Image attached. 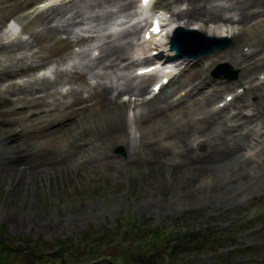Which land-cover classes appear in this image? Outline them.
Masks as SVG:
<instances>
[{
	"label": "rangeland",
	"instance_id": "374dc122",
	"mask_svg": "<svg viewBox=\"0 0 264 264\" xmlns=\"http://www.w3.org/2000/svg\"><path fill=\"white\" fill-rule=\"evenodd\" d=\"M34 1L0 0V7L2 4L4 7L1 9L6 10L8 3H23V8ZM185 1L171 2L175 8V20L186 21L182 13L188 6ZM238 1L210 0L207 4L211 7H222L219 13L228 17L207 22L205 25L227 33L231 37L230 45L222 48L225 50L215 53L211 51L209 55L204 54V57L200 58L203 64L206 63L203 70H208L205 74L209 79H203L207 80L206 84L209 80L218 83L234 82L228 89H224L221 84L210 82L209 88L214 84L212 89H222V95L235 89L237 85L247 84L242 81L244 78H240L242 59L248 58L250 53L254 54L255 59L264 55V48L256 47V44H264V36L257 35L260 39L257 36L256 39L252 37L250 42H253L254 50L242 52L238 49L244 44L238 41L240 35L250 39L247 27L254 24L251 20L244 25L240 24L237 19L240 13L234 8ZM128 2L132 4V0H71L67 4L48 8L41 16L31 18L32 21H23L21 37L16 41L5 44L0 36V76L20 67L28 70L25 75H6L7 80L4 79V82L12 86L8 87L11 91L1 93V97L7 99V105L2 104L0 110L11 109L7 106L17 97H44L45 101L53 104H70L74 96L72 94H77L83 95L85 99L72 105L74 108L86 103L92 104L94 99L89 98L85 81L95 77L97 84L95 83L94 87L101 90L105 86L108 89V97L113 99L116 96L119 99L121 93L128 94L129 98L122 102L126 104L125 110L130 112L129 117L126 115L129 144L119 143L111 148V153L109 152V157L118 159V168L73 165L66 170L68 159L66 156L61 157V146L56 147L55 143L48 146L39 142L40 144L35 145L29 141L30 148L15 162L13 161L16 158L11 154H0V170L10 166L17 171L25 170L31 163L39 168L33 186H27V183L12 179L6 172H0V235L3 244L7 246L0 243V264H63L62 255L65 264H264V143L261 146L255 144V147L259 148L252 158L255 147L248 148L250 169L246 177L247 185L235 186L231 194L225 193L223 196L228 197L226 201L210 204L194 203L185 197V193L197 184L192 185L184 176V179L177 177L173 171L166 174L157 173L149 163L141 159L143 148L139 144L138 127L140 118H143L149 105H142L144 85L130 77L132 69L126 67L124 61L131 47L128 34L137 28L131 25L127 31L109 34L105 27L109 18L113 19L116 15L124 18L129 13L128 10L132 11L131 6L127 5ZM122 3H126L125 7H122ZM250 7L255 11L263 8L262 5ZM21 8L14 9L10 15ZM259 14L254 18L257 19ZM10 15L7 14L6 18ZM4 20L5 17L0 18V26ZM193 21L195 23V19L188 22ZM197 24H201V21ZM251 31L253 34L262 32L259 27L251 28ZM82 35H88L89 39L80 44L77 40ZM58 39L70 42L68 47L77 43L81 51L72 56L62 52L61 55L42 59L48 56L49 52L46 50ZM161 46L164 47L163 41ZM233 46L234 54L239 57L230 60L231 55L227 52L231 51ZM93 47H97L99 51L96 57L91 56ZM115 50L117 51L112 52ZM117 55L120 57L115 59ZM212 58L216 59L213 60L216 64L223 62V65L217 69L213 63L209 68L207 62ZM50 61L56 64V70L50 76H33L35 68ZM201 61L192 67H204L199 64ZM213 68L216 74L212 73ZM226 69H229L228 77L232 76L231 78L222 77ZM75 71L83 72L82 82L70 77ZM261 71L264 72V64L257 66L255 70L256 73ZM15 76L22 77L21 84L13 85ZM260 84L258 86L264 94V83ZM257 90L248 91L247 88V92L240 98H233L232 103L239 106L248 103L251 108H247L254 109V103L259 97ZM201 95H187L184 101L191 103L193 97L201 99L204 96ZM25 108L27 106L23 109ZM247 108L244 111H247ZM142 109L144 111H140ZM228 109L225 114L230 116L233 113H229ZM20 110L16 109L17 112ZM132 111L135 115L131 116ZM15 116L17 115L0 114V126H4L1 124L3 119ZM240 118L242 121V117ZM261 120L258 119V122ZM254 124L256 126L257 121L252 125ZM262 124L264 123L261 122L258 126L259 131L264 129ZM7 136L8 134L0 133L2 144L12 143ZM195 144L193 142L194 146ZM245 146L246 144L243 145ZM120 147L124 152L119 151ZM243 147L241 152L245 149ZM135 155L140 159H134ZM185 179L188 183L183 181ZM162 200L171 202L165 212L158 209ZM74 212L81 215L75 225L71 222ZM16 220L19 225L14 222ZM156 230L158 235L155 234ZM15 245L20 248L30 247L36 256L27 249H9Z\"/></svg>",
	"mask_w": 264,
	"mask_h": 264
},
{
	"label": "bare ground",
	"instance_id": "6f19581e",
	"mask_svg": "<svg viewBox=\"0 0 264 264\" xmlns=\"http://www.w3.org/2000/svg\"><path fill=\"white\" fill-rule=\"evenodd\" d=\"M186 1L189 6L183 11V17L187 22L183 21L178 23L191 27L188 21L195 19V23L201 21L202 25H200V30L204 34H221L222 31L219 28L207 27L205 24L207 22L220 21L225 18L228 19V17L219 13L223 9L222 7L207 6L210 0ZM262 2L263 0H239L235 4L234 8L240 13L238 21H240L241 25L246 24V22L252 19L256 20L254 18V11L251 10L250 6L261 5ZM169 3L167 2L166 5ZM122 4V7H125L126 3ZM22 5L23 3H8L6 4V10H2L1 8L4 6L1 4L0 18L6 17L7 14L10 15V12L14 9L21 8ZM257 18L259 19L255 24L247 27L248 34L251 36L250 39L248 36L245 38V35H240L238 41L244 44H241L239 47L247 44L252 45L253 42H250L253 39L252 37L256 39L258 36H264V9L260 10ZM257 27L262 32H254L253 34L251 28L255 29ZM194 39L196 38L194 37ZM69 43L63 42L61 39L53 41L52 45L46 50L49 52V54L47 53L48 56H44L42 59L49 58L51 55H61L60 53L70 47V45L68 47ZM222 50L225 49H214L213 53ZM234 51L235 46L232 47L231 51L227 52L228 55H231L230 60L239 57L234 54ZM204 52L202 54L203 57L204 54L206 56L209 55L208 53L210 51L205 50ZM117 54L120 53L117 52ZM240 55L243 56V54ZM202 56L195 58L193 64H198ZM119 57L117 55L115 59ZM234 60L237 61L236 59ZM240 64V78H244L242 81L250 85L254 81L253 76L256 74L255 70L257 66L264 64V56L255 59L254 54L250 53L249 57L242 59ZM192 68L190 69L192 71H189L186 75L188 79L204 69V67L200 69ZM25 72L27 71L24 67L9 71L5 73V76H0V82L1 79H6V75L17 73L21 75L22 73L25 74ZM70 77L73 79H83L84 76L82 72L75 71ZM206 81L202 80L201 83L206 85ZM212 81L216 84H221L224 89H228L234 83H218L215 80H209V82ZM80 82L82 81L80 80ZM255 89L259 90H257L259 93L258 101L254 103L255 111L247 114V116H243L244 114L242 112L248 105L245 103L241 104L238 107L239 110L230 116L225 114V110L229 108L228 105H223V107L218 108L213 106L215 103L214 99H216L222 89H212L210 93L204 95L201 99L194 98L191 103L186 102L185 104H173L169 100L174 88L166 90L163 94L157 96L154 101L155 103L150 104L149 101L141 100L143 106L149 105L148 110L142 116L143 118H140L138 127L141 136L140 145L143 148V155L141 153L142 151L140 152V155H142L141 159L149 163L157 173L166 174L173 171V174H176L177 177L184 179V176L190 180L189 182L192 185L197 184L189 192L187 191L185 193V197L194 203L210 204L215 201H226L228 197L223 196L225 193L231 194L233 187L246 186L248 183L246 177L249 174L248 170L250 169V165L248 159L244 156L246 154L241 152L240 149L251 138L250 130L252 129V124L258 121V119H264V94L260 90L262 88L256 84L248 87V91ZM107 90L104 86L100 91L92 92L90 95L94 99V102L78 108H74L72 105L79 104L82 101V97L77 94H72L74 95L72 96L74 99L69 104L70 107L72 106L70 109L65 108L60 110L58 105H51V103L43 99L44 97H40L25 101L24 105L28 106L27 110L17 112L13 107H10L11 109L0 110V114L17 115L1 121V124L4 126H0V133L8 134L6 138L12 141V143L2 144V139H0V154H11L16 158L13 161L15 162L18 161L17 159L22 158L27 148H30L31 143L29 141H32L35 145L39 142H41V145L43 143L48 146L55 143L56 147L61 146L59 147L63 152L61 157L66 156V159H68L69 164L67 163L66 170L73 165H89L92 168L101 166L106 169L120 167L118 159L109 157V151L111 147L119 143L124 145L129 144L128 131L123 119L126 105L108 97ZM4 91L11 90L6 87ZM20 100L21 98H18L12 102H21ZM162 103H165L166 107L162 106ZM5 104L7 105V99H3L0 92V107ZM46 105H51V109H44ZM28 110L36 113L29 116L27 114ZM239 116L242 117V121ZM230 121H235V123H228ZM194 140H198L195 146L193 145ZM262 145L264 146V144ZM262 148L264 149V147ZM134 159L139 160L140 157L135 155ZM20 171L15 170L12 166L0 170L3 174L6 172L12 179H16L20 183H27V186H33L39 168L31 163L27 169ZM186 179L183 181L187 182ZM151 204L149 207H151ZM170 204V201L162 200L158 207L159 211L165 212L170 207ZM80 217L81 215L79 216L75 212L72 213L71 222L75 225ZM14 222L18 224L19 221L16 220Z\"/></svg>",
	"mask_w": 264,
	"mask_h": 264
},
{
	"label": "water",
	"instance_id": "95a60500",
	"mask_svg": "<svg viewBox=\"0 0 264 264\" xmlns=\"http://www.w3.org/2000/svg\"><path fill=\"white\" fill-rule=\"evenodd\" d=\"M0 243L3 244V241H2V236L0 235ZM3 246H6L5 244H3ZM7 247V246H6ZM12 248H15V249H18V250H30L33 254V256H36V254L33 253V250L30 248V247H23V248H20L18 246H13V247H9V249H12ZM57 254V253H56ZM62 263L64 264L65 263V260L62 259Z\"/></svg>",
	"mask_w": 264,
	"mask_h": 264
},
{
	"label": "trees",
	"instance_id": "16d2710c",
	"mask_svg": "<svg viewBox=\"0 0 264 264\" xmlns=\"http://www.w3.org/2000/svg\"><path fill=\"white\" fill-rule=\"evenodd\" d=\"M155 234H156V235H158V234H159V232L156 230V231H155ZM159 237H162V236H161V235H159Z\"/></svg>",
	"mask_w": 264,
	"mask_h": 264
}]
</instances>
